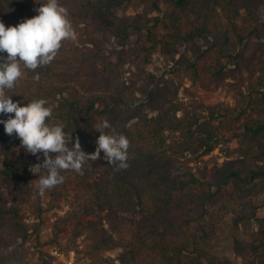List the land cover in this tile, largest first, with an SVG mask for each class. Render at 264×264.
Segmentation results:
<instances>
[{
  "label": "trees",
  "instance_id": "obj_1",
  "mask_svg": "<svg viewBox=\"0 0 264 264\" xmlns=\"http://www.w3.org/2000/svg\"><path fill=\"white\" fill-rule=\"evenodd\" d=\"M58 2L67 9L74 34L84 26L91 28L90 37L82 46L74 35L62 41L51 64L35 72L22 67L12 100L21 106L46 100L53 109L46 122L62 125L73 142L78 137L86 153L96 150L98 117L107 116L115 133L129 140L128 167L117 171L101 152L100 159L83 164V174L63 171L64 182L41 196L39 175L29 169L43 162V154L38 159L26 153L20 139L7 135L0 124V264H29L31 228L23 218L24 204H31L41 220L71 196L69 210L54 228L55 237L62 228H71L76 239L82 238L81 245L69 250L76 263L232 264L207 249L216 227L205 220L197 224L195 215L230 187L245 197L264 194V0ZM135 3L148 13L127 14ZM38 7L36 0H0V21L11 27L16 20L37 16ZM97 35L115 40L120 59L137 36L143 40L138 57L144 67L161 54L173 62L171 75L178 68L192 72L179 83L150 74L138 88L126 86L117 78L119 65L104 54V41ZM234 44L241 46L236 54ZM37 73L39 80L34 78ZM187 79L205 91L228 84L235 105L204 108L192 99L190 109L180 97L188 89ZM107 82L114 87L106 89ZM235 123L240 124L238 146L229 153L230 161L210 175L185 171L186 157L211 154ZM86 216L92 219L85 222ZM117 249V259L106 256ZM234 252L252 256L248 264H264V227L253 242L236 240Z\"/></svg>",
  "mask_w": 264,
  "mask_h": 264
},
{
  "label": "rangeland",
  "instance_id": "obj_2",
  "mask_svg": "<svg viewBox=\"0 0 264 264\" xmlns=\"http://www.w3.org/2000/svg\"><path fill=\"white\" fill-rule=\"evenodd\" d=\"M126 13L144 16L148 13V9L145 6L135 3L126 9ZM189 21L190 18H186L185 24H188ZM21 22L22 21L16 20L12 26H16ZM90 30L91 28L89 27H78L77 33L74 34L73 37L79 45L82 46L84 40L90 37ZM96 38L104 41L103 52L114 64L119 65V69H117V78L126 86L133 87L134 85L138 88L149 81L150 74L155 75L161 80L174 78L175 82L179 83L185 74L188 75L192 72L191 70L188 72L185 69L180 70L178 68L175 70V73L171 75L169 72L173 66V62L161 54H156L152 63L144 67L141 59L138 57L140 48L143 45V40L137 36L132 38V44L123 53V59H120L119 54L115 51L119 50V46L115 43L114 39L109 37L107 41H105L101 35H97ZM201 44H203V42ZM235 45L236 44L233 45V54L241 50V46ZM187 48L188 47L185 46L182 50H187ZM213 53L214 52H212V54ZM189 55L192 56L191 53H189ZM178 57L179 55L177 58ZM230 67H232V65H230ZM185 82V87L188 89L186 91L182 89L180 97L190 106V109H192V99L204 108L235 105L234 92L228 84H225L219 89L205 91L199 83L194 85L188 79ZM112 87H114V83H106V89ZM139 97L142 96L139 95ZM150 114L152 115L153 112L150 111ZM204 116H206V114H204ZM104 121H109L107 116H99L95 129L98 126H102ZM215 125L219 126L218 123H215ZM239 129L240 124L235 123L230 130L224 131V139L221 140L217 148L211 154L204 157H186L184 159L185 171H192L197 176L201 177L203 172L210 175L230 161L232 158L228 157L229 153L238 146L235 136ZM96 132L99 133L97 130ZM3 167L4 162L2 158L0 159V168ZM71 198L64 200L60 209L45 213L41 220L36 218L33 212L34 207L31 204L23 205L24 221L31 228V237L27 245L29 250V264H38L43 262V260H45L47 264H67L73 257L69 252L72 249L75 250L74 248L76 245L82 244V238L76 239L71 228H62L58 236L55 237L56 229L54 228V224L58 218L69 210ZM43 200L47 201L48 198L45 196ZM195 217L198 220L197 224H203L205 220L207 224L216 227V238L207 248L211 253L229 258L232 264H248V260H253L254 258L251 256L246 259L236 255L234 252V244L236 240L253 242L258 232L264 227V222L260 221L264 218V194L258 197H245L239 195L230 187L224 192L222 197L220 196L218 198L214 205H209L205 209L199 208ZM90 219H92L90 216L83 218L85 222ZM53 238H55L54 243L46 244L44 248L40 246V244H44ZM55 247L65 256L58 258L52 255L51 252L55 250ZM120 254L121 250L117 249L106 253V256L117 259ZM78 264H86V260L78 262Z\"/></svg>",
  "mask_w": 264,
  "mask_h": 264
},
{
  "label": "clouds",
  "instance_id": "obj_3",
  "mask_svg": "<svg viewBox=\"0 0 264 264\" xmlns=\"http://www.w3.org/2000/svg\"><path fill=\"white\" fill-rule=\"evenodd\" d=\"M40 7L38 15L26 19L16 26L6 27L0 21V119L5 133L15 134L20 139L26 153L43 154V162L30 167L33 175H39V194L62 184L63 171L74 170L83 174L82 166L86 161L100 159L115 166L117 171L126 169L129 140L123 134H116L109 121H104L96 130L100 133L96 140L94 153L82 150L79 138L73 142L62 125L46 122L52 116L53 109L44 99L33 100L25 106L13 102L12 95L22 75L21 68L35 72L37 68L51 64L61 48L62 41L70 39L73 28L68 20V11L58 0H36ZM39 80V74L34 77ZM10 115V114H13ZM107 130V131H106ZM55 154V155H53Z\"/></svg>",
  "mask_w": 264,
  "mask_h": 264
},
{
  "label": "built area",
  "instance_id": "obj_4",
  "mask_svg": "<svg viewBox=\"0 0 264 264\" xmlns=\"http://www.w3.org/2000/svg\"><path fill=\"white\" fill-rule=\"evenodd\" d=\"M52 255L58 257V258H62L63 256H65L63 253L60 252V250H58L56 247H55V250H53L52 252ZM72 254V258L70 260V262H68L67 264H78L76 263V256H75V253L74 252H71Z\"/></svg>",
  "mask_w": 264,
  "mask_h": 264
}]
</instances>
